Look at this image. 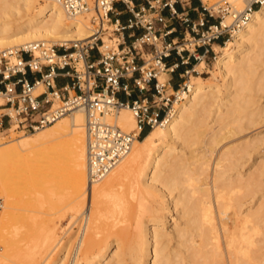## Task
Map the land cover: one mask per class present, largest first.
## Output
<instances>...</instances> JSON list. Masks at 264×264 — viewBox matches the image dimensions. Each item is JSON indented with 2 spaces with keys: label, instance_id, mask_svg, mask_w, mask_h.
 Instances as JSON below:
<instances>
[{
  "label": "bare ground",
  "instance_id": "bare-ground-1",
  "mask_svg": "<svg viewBox=\"0 0 264 264\" xmlns=\"http://www.w3.org/2000/svg\"><path fill=\"white\" fill-rule=\"evenodd\" d=\"M93 35L88 14L70 17L53 1L0 0L1 48L35 40L69 46ZM102 39L105 42V36ZM218 50L214 64L222 83L200 75L187 78L188 89L167 122L135 138L128 153L100 180L87 179L81 109L29 135L15 137L8 129L11 139L0 141V188L11 182L13 190L36 194L18 203L52 208L45 182L51 178L67 183L70 201L59 197L55 214L61 216L69 208L71 223L85 215L69 250L70 238L58 237V221L39 210L38 217L33 215L23 232L18 231V239V233L12 236V256L24 254L27 264H264L258 250V244H264V199L254 210L249 208L264 189V128L242 142L220 146L248 126L264 125V105L251 94H264V5ZM221 86L224 97L218 94ZM129 110L120 109L114 120L120 128L136 131ZM104 117L111 122L110 116ZM61 136L67 137L59 155L45 157L44 149ZM245 158L253 167L242 173L240 160ZM1 213L2 237L4 214L11 213L14 223L24 214Z\"/></svg>",
  "mask_w": 264,
  "mask_h": 264
},
{
  "label": "built area",
  "instance_id": "built-area-1",
  "mask_svg": "<svg viewBox=\"0 0 264 264\" xmlns=\"http://www.w3.org/2000/svg\"><path fill=\"white\" fill-rule=\"evenodd\" d=\"M60 4L68 16L88 14L93 33L86 41L56 44L35 40L0 48V131L34 132L58 118L81 109L85 114L87 179L100 180L154 125H164L174 106L183 99L185 81L172 88L161 72L173 70L165 59L174 52L184 62L187 51L197 61L214 51L213 44L226 40L246 24L264 0L199 1L193 8L197 17L178 10L177 0H146L136 6L133 0H41ZM129 12L121 22L115 4ZM168 10V16L163 10ZM176 19L184 27L179 40H167ZM106 24V25H105ZM111 27L109 37L115 46L104 42L102 34ZM129 30L126 42L120 34ZM140 30V32H136ZM202 47L201 53L198 48ZM185 70L186 77L189 72ZM58 78L64 79L61 84ZM129 107L136 131H124L105 115ZM1 207V200H0Z\"/></svg>",
  "mask_w": 264,
  "mask_h": 264
},
{
  "label": "rangeland",
  "instance_id": "rangeland-1",
  "mask_svg": "<svg viewBox=\"0 0 264 264\" xmlns=\"http://www.w3.org/2000/svg\"><path fill=\"white\" fill-rule=\"evenodd\" d=\"M215 1H217V0H203V2H205L206 4H211V3L215 2ZM111 33H112L111 27L108 26V30H106L102 36H105V42H109L110 44H113L115 46V40H116V38H113L112 39L113 41L112 40H107V39L110 38L109 35ZM111 37H116V34H111ZM70 44L71 43H69V45ZM221 45H223V44H221ZM220 46H218V48H214V51L212 53L208 54L207 57H201V59L203 58V60H204L202 67L199 69V71L197 70V72H194V71L193 72H190L189 75L190 76L191 75H200V76L206 78V80H208V81L215 80V81H218V83H222L221 82L222 79L219 76V74L217 73V70H216V67H215V64H214V60H215L216 55L219 52L218 49H219ZM260 67L261 66H259L258 68H260ZM189 77H184V78L187 79ZM159 78L160 79H165L166 78V72H161L159 74ZM225 91H226V89L221 86V89H220V91L218 93L220 95V97H224V92ZM251 94H253V96L257 100L256 101L257 104L264 105V94L261 95V93L258 94V92L257 93L254 92V93H251ZM0 101H1V99H0ZM257 104H254V105H257ZM130 113H131V111H130ZM116 114H117V112L115 114H107L108 116L111 117V119H112L111 122H115L114 116ZM257 125H259V124H257ZM257 125H255V128H254V125L252 127L251 126H248V128L246 126L245 128H247V130L245 129V131L244 130H243V132L241 131L239 134H236V136L233 135V138L230 137V138L225 139L220 146H222V145H230V144L236 143V142H242V140L244 141V139L248 138L250 136V134L254 133L255 131H257L260 128H264V125H262V126L260 125L259 127H257ZM48 126H46V127H48ZM46 127H44V128H46ZM249 127H251V128H249ZM41 129H43V128H41ZM122 129H124L125 131H128L129 130V129H126V128H123V127H122ZM31 133L32 132L14 131L13 132V135L15 137H19V136L21 137V136H24V135H29ZM66 137L67 136H61V137H58V138L52 140L51 143L44 149L43 155L45 157H48V158L49 157H56V156H58L59 155V152L61 150V147H62V143H63L62 141ZM9 139H11V137L8 134V130H2V131H0V141L7 142ZM262 149H264V147H262ZM240 161H241V165L239 166V168H241L240 171L242 173L248 172L249 169H251L253 167V165H251L252 162L250 160L248 162V160H246V158H245V160L244 159H241ZM45 186H47V188L49 189V191H51L50 196H48V199L50 200V203L53 204L52 208H49V205H47L46 203L44 204V207H41V208H39V206H36V208H35V207L31 206V204H25V205H23L24 204L23 202H22V204H21V202L18 203V201H22L21 198L27 199V198H31L32 196L34 198V196H36V194L34 195V193H32L33 191L30 192L29 190H23V191L22 190L21 191L13 190L12 189V186H11V182L10 183L7 182L6 185H3L2 188H0V200H1L0 214H2L1 212H3V211H7V212L12 211V214H13V212L15 214L14 216H16L17 213H19V215H20L23 212V214H24L21 217L19 216L18 221L15 220V221H17V223H14V221H12V220H14L13 219V216H12V218L10 217L11 215L9 216V214H11V213H7V215L4 214L5 225H4L3 229H2V232L6 234V236L4 234L3 235L5 237H7V238H3L4 237L3 235H2V237L0 236V239L3 238L2 240L4 241V242H1L0 243V256L2 255L0 257V262H1L0 264H3V263L4 264H22V263L24 264V263H26V262H24L25 261L24 260V257H25L24 254H19V253L16 254L15 253V257L12 256V253H11L12 252V249L11 248H13L15 246V243L12 242L14 244V246L12 247V245H11V247H10V244H12L10 241H14V240L18 239L21 236V234H19L18 231L20 233H22L23 230H24L23 227L25 228L26 222L32 221L33 220V215H34V219L36 217H38L37 214H38V211L39 210H42L43 211L40 214H42L44 216H49L50 215V217L53 216L52 218L54 219V221H56V223L58 221V223H57L58 226H59L58 227L59 228L58 229V237H60L63 241H65L68 238H70V242L71 243H70L69 250H72V243L74 242V239L76 238V234L77 233L80 234V229H81V227L83 225V222L85 220L84 219L85 218V215L83 214L82 216H78V218L75 220V222L71 223L70 217H69L70 216V213H71V210H69V208H68L67 209V212L65 211V213L63 214L64 216L62 214H61V216H59V214H57L58 213L57 212V209H58V206H59V197H63L66 202H69L70 201V199H69L70 186L67 183H56V181L54 179H51V178L48 179L45 182ZM262 192H264V189H261V191L259 190V192L257 193V195H258L259 198L255 197V199L250 202L251 207H249V208H252V210H254L255 206L258 204V201L260 199H264V196H259L260 193H262ZM27 205L30 206V207H26ZM85 206H86V201L83 204V208ZM91 207H92V204H91ZM246 207H247V205H244L242 207L243 212H246V210L248 209V207H247V209H246ZM250 211H251V209H250ZM55 212H57V213L55 214ZM174 212L175 211H173L172 213H174ZM27 215H28V217H27ZM7 216L9 217V220H8V217ZM58 216L60 217L59 219H58ZM31 217H32V219H31ZM15 219H16V217H15ZM9 221H12V223L9 222ZM171 222H172V218L169 217L168 222H167V226L168 227L171 224ZM262 222H264V221H261V225H262L261 227H264V223H262ZM6 224H8V225H6ZM6 228H8V229L6 230ZM15 228H17V229H15ZM261 229L264 230V228H261ZM92 231H94V230L93 229H89V232H92ZM10 232L13 235H11ZM13 232H15V233H13ZM17 233H18V235H15L16 236V239H14L15 238L14 234H17ZM73 237H74V239H73ZM71 238H72V240H71ZM7 239L10 242V243L7 242L8 244L6 243V241H8ZM261 243H264V242H261ZM258 246H259V249L258 250L259 251L261 250L260 252L262 254H264V244H260L259 243ZM9 248H10V250H9ZM7 249H8V251H7ZM20 255H22V256L20 257ZM262 256H264V255H262ZM16 257H17V259H16ZM21 258L23 260H20ZM3 259H5V260H3ZM15 259H16V263H14V260ZM25 259H26V257H25ZM21 261H23V262L22 263H19Z\"/></svg>",
  "mask_w": 264,
  "mask_h": 264
},
{
  "label": "crops",
  "instance_id": "crops-1",
  "mask_svg": "<svg viewBox=\"0 0 264 264\" xmlns=\"http://www.w3.org/2000/svg\"><path fill=\"white\" fill-rule=\"evenodd\" d=\"M133 2L135 3L136 6H139V5L145 4L146 0H133ZM176 7L180 11L181 10L187 11L190 14L191 17L196 18L197 17V12L193 8H197L198 9L199 1L198 0H177ZM115 9L117 11V14H113L112 16L118 17L120 19V21L123 22V23L126 22V19L128 18V16L130 14L124 8V6L121 3H116L115 4ZM163 14L165 16H168V10L164 9L163 10ZM167 24H168V26H171L173 28V32L170 35H168L167 40H169L171 38L173 40H175V41L179 40L182 37L183 33H184V27L176 19L168 20ZM136 32H140V30H136ZM129 34H130L129 30H124L120 34L121 39H123L124 41L128 42L131 39ZM220 45L213 44V47L214 48H218V46H220ZM202 50H203L202 47L198 48V52L199 53H201ZM183 54H184V62H182V63L180 62V58L174 52H172L171 56H169V57H167L165 59V63H166L167 66H170L175 61L179 62L178 66L176 68H174L173 70L164 71V72H166V78L169 80L170 86L172 88H177L178 85L181 84L183 82V80H185V78H184V77H186L185 70H192V69L193 70L194 69L198 70L195 67V65L200 63L201 61L204 62L203 58L200 59L199 61H197L187 51L183 52ZM207 56H205V57H207ZM63 80L64 79H62V78H58V83L61 84L63 82Z\"/></svg>",
  "mask_w": 264,
  "mask_h": 264
},
{
  "label": "trees",
  "instance_id": "trees-1",
  "mask_svg": "<svg viewBox=\"0 0 264 264\" xmlns=\"http://www.w3.org/2000/svg\"><path fill=\"white\" fill-rule=\"evenodd\" d=\"M143 135H144V134H143ZM143 135H142V136H143ZM142 136H141V137H142Z\"/></svg>",
  "mask_w": 264,
  "mask_h": 264
}]
</instances>
